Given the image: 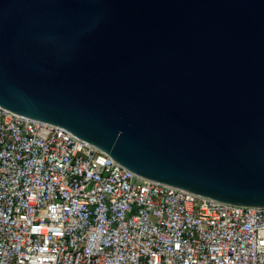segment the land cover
Segmentation results:
<instances>
[{
  "label": "water",
  "instance_id": "1",
  "mask_svg": "<svg viewBox=\"0 0 264 264\" xmlns=\"http://www.w3.org/2000/svg\"><path fill=\"white\" fill-rule=\"evenodd\" d=\"M0 107L264 207V0H0Z\"/></svg>",
  "mask_w": 264,
  "mask_h": 264
},
{
  "label": "built area",
  "instance_id": "2",
  "mask_svg": "<svg viewBox=\"0 0 264 264\" xmlns=\"http://www.w3.org/2000/svg\"><path fill=\"white\" fill-rule=\"evenodd\" d=\"M0 264H264V207L143 179L0 107Z\"/></svg>",
  "mask_w": 264,
  "mask_h": 264
}]
</instances>
